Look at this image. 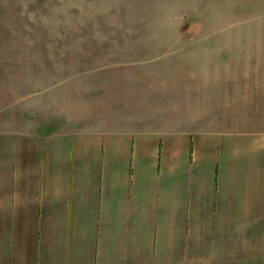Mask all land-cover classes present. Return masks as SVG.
Wrapping results in <instances>:
<instances>
[{
    "label": "crops",
    "instance_id": "1",
    "mask_svg": "<svg viewBox=\"0 0 264 264\" xmlns=\"http://www.w3.org/2000/svg\"><path fill=\"white\" fill-rule=\"evenodd\" d=\"M5 1L0 264H264V39L133 40L143 73L110 104L125 119L41 131L22 1Z\"/></svg>",
    "mask_w": 264,
    "mask_h": 264
},
{
    "label": "rangeland",
    "instance_id": "2",
    "mask_svg": "<svg viewBox=\"0 0 264 264\" xmlns=\"http://www.w3.org/2000/svg\"><path fill=\"white\" fill-rule=\"evenodd\" d=\"M21 1L16 38L23 56L36 57L41 131L67 119H125L110 104H124L128 81L134 87L143 73L145 60L128 46L133 40L209 37L208 28L216 34L223 26L227 36L215 37L264 39V0ZM5 2L3 18L11 11ZM1 39L0 55L7 50Z\"/></svg>",
    "mask_w": 264,
    "mask_h": 264
}]
</instances>
